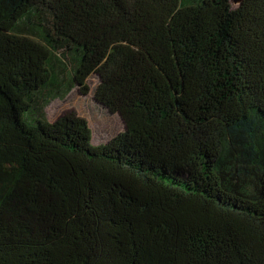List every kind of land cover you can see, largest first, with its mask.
<instances>
[{"label": "trees", "instance_id": "obj_1", "mask_svg": "<svg viewBox=\"0 0 264 264\" xmlns=\"http://www.w3.org/2000/svg\"><path fill=\"white\" fill-rule=\"evenodd\" d=\"M0 264H264V0H0Z\"/></svg>", "mask_w": 264, "mask_h": 264}, {"label": "rangeland", "instance_id": "obj_2", "mask_svg": "<svg viewBox=\"0 0 264 264\" xmlns=\"http://www.w3.org/2000/svg\"><path fill=\"white\" fill-rule=\"evenodd\" d=\"M99 83L96 76L88 80L90 92L83 96L74 88L64 99H54L46 108L48 121L54 123L69 112H75L89 123L92 130V141L96 146L108 143L124 131V123L119 115L110 114L94 99V92ZM174 95L167 82L157 73H151L145 82L142 100L136 111L141 119L151 111L169 107L173 104Z\"/></svg>", "mask_w": 264, "mask_h": 264}, {"label": "water", "instance_id": "obj_3", "mask_svg": "<svg viewBox=\"0 0 264 264\" xmlns=\"http://www.w3.org/2000/svg\"><path fill=\"white\" fill-rule=\"evenodd\" d=\"M242 3L243 0H230L231 9H237Z\"/></svg>", "mask_w": 264, "mask_h": 264}]
</instances>
